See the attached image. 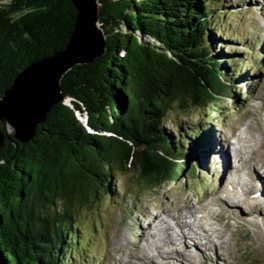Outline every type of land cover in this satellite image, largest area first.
<instances>
[{"label":"trees","instance_id":"obj_1","mask_svg":"<svg viewBox=\"0 0 264 264\" xmlns=\"http://www.w3.org/2000/svg\"><path fill=\"white\" fill-rule=\"evenodd\" d=\"M99 3L106 53L63 77L69 102L50 110L33 139L16 146L10 135L0 148V264H96L98 253L81 255L78 210L102 189L111 196L118 175L153 189L191 160L194 175L210 162L212 135L175 133L168 114L238 100L240 65L227 64L211 29L224 27L219 0ZM77 15L72 0H0V100L30 64L66 48Z\"/></svg>","mask_w":264,"mask_h":264},{"label":"rangeland","instance_id":"obj_2","mask_svg":"<svg viewBox=\"0 0 264 264\" xmlns=\"http://www.w3.org/2000/svg\"><path fill=\"white\" fill-rule=\"evenodd\" d=\"M219 1L220 13L226 11L224 27L212 25L211 29L223 42L227 64L240 65L236 67L243 79L240 83L236 80L233 88L238 100L220 97L216 105L203 110H179L175 106L165 123L175 133L180 126L186 132L200 128L211 133L213 153L226 142L229 147V135L235 136L242 126L247 136L248 126L262 131H259L261 135L264 133V0ZM239 152L236 154L239 160L235 162L230 155L234 168L241 167V159L245 157L241 158ZM187 154L191 157L190 151ZM214 158L212 154L209 164L202 163L194 175L190 171L191 160L188 171L153 189L139 182L133 173L116 176L111 196L102 189L91 208L79 209L75 215V224L81 230L79 244L87 249L81 250L83 258L89 259L92 255L88 252L93 251L98 253L92 256L96 264L100 261L101 264H264V206L261 213V204H254L256 200L252 197L243 199L245 204L239 208L224 202L222 198L231 196L229 181L235 182L232 190L237 192V178L229 171L221 176ZM226 168L225 165L223 170ZM235 173L239 177V172ZM192 206L196 207L195 211L188 210ZM249 209L256 210L257 214L246 216ZM56 210L60 213L61 209ZM209 210L215 213L214 217L207 216ZM182 213L190 215L188 222L196 231L202 232L197 219L212 229V249H207L203 239L197 240V246L189 238L179 239L180 228L175 222ZM157 219L163 222L157 227L154 225L156 229H150V222ZM168 232L173 243L166 238ZM154 235H157L155 239ZM159 245H164L168 252L158 251Z\"/></svg>","mask_w":264,"mask_h":264},{"label":"water","instance_id":"obj_3","mask_svg":"<svg viewBox=\"0 0 264 264\" xmlns=\"http://www.w3.org/2000/svg\"><path fill=\"white\" fill-rule=\"evenodd\" d=\"M78 15L66 48L53 56L30 64L14 80L0 100V148L13 136L16 146L34 138L37 128L58 103H67L63 77L74 67L91 64L107 50L100 24L99 0H72ZM13 134L10 133V130Z\"/></svg>","mask_w":264,"mask_h":264},{"label":"bare ground","instance_id":"obj_4","mask_svg":"<svg viewBox=\"0 0 264 264\" xmlns=\"http://www.w3.org/2000/svg\"><path fill=\"white\" fill-rule=\"evenodd\" d=\"M68 102L69 101H67V103ZM261 124H260V126L258 125L260 129L262 127ZM248 127H249L248 128L249 129L248 136L245 135V133H244L243 136L240 137V141H239V150H241L243 153H241V151L239 152V150L236 151V154L238 152L241 154L240 157L242 155L246 157V158L241 157L242 158L241 159L242 162L240 163L241 167L234 168L231 165L230 155H232V153L230 152L229 147H227V142L225 143L226 145L225 144L220 145L223 148H220V149L218 148L217 150L216 149L214 150V155L216 156V158H214V163L216 165L215 168L217 169V171L220 173L221 176H225V174H227V171H229V173L231 172L232 175L233 176L235 175L237 178V185H238V186H236L238 189L237 192L232 190L233 186L229 185V184H231V181H229V183H228L229 188L228 189L230 190L231 196H229L227 198L224 197V198H222V200H224V202L228 203V205H232L236 208H239L245 204L243 199H245L246 197H252L256 200V202L254 204H256V203L261 204V213H263L262 207L264 206V133H262V135H261L260 132H262V131H260L256 127H253V126H248ZM228 146H229V142H228ZM216 161H218V164L222 162L221 163L222 164L221 170L218 168L219 166L216 163ZM225 161L227 162L226 164H225ZM228 162H229V164H228ZM225 165L227 168L224 171L223 168ZM229 168H230V170H228ZM237 171L239 172V177L235 173ZM241 189H243V190H241ZM252 189L254 190L253 193L251 192ZM246 203H248V200L246 201ZM252 205H253V203H252ZM188 210L189 211H195L196 207L192 206V207L188 208ZM175 211H179V209H176ZM240 211H241V213L245 214V211H243V210H240ZM207 212H208L207 216L214 217V214H215L214 212H212L210 210ZM247 213H248V215H246V216H248V217H251L253 214L254 215L257 214L256 210H254V209H249L248 211H246V214ZM182 215L183 216H181L180 218H177L176 222H175L177 224L178 228H180V233L178 234L179 239H182V240L184 239V241H185L186 238H189L192 241V244H195L196 246H197V240L203 239L204 241H206L205 243L208 245L207 249H212L213 240L211 239V236H210L212 229L205 227L204 226L205 224H202L203 222L201 223V221H199V219H197L194 215H192V217H195V219L198 220V226L202 230V232L200 233V232L195 230L193 225H191V222L190 223L188 222L190 215L189 214L185 215L183 213H182ZM243 218L245 219L244 216H243ZM201 219H203V218H200V220ZM162 222H163L162 219L161 220L157 219L154 222L151 221L150 224L148 225V227L150 229H153V228H155V227H153L154 225H156V227H157V225L158 224L160 225ZM212 227H213V225H212ZM181 228H183L185 231L181 230ZM168 229L172 230L171 227H168ZM157 235L152 236V238L155 239V237ZM170 235L171 234L168 232V236L166 238L168 239V237H169V239L173 243V238ZM158 251H163L166 253L168 252L165 250L164 245H159Z\"/></svg>","mask_w":264,"mask_h":264}]
</instances>
